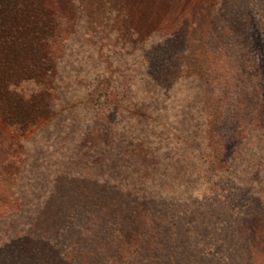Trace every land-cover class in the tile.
Wrapping results in <instances>:
<instances>
[{
    "label": "rangeland",
    "instance_id": "rangeland-1",
    "mask_svg": "<svg viewBox=\"0 0 264 264\" xmlns=\"http://www.w3.org/2000/svg\"><path fill=\"white\" fill-rule=\"evenodd\" d=\"M46 1L51 115L0 120V264H264V0Z\"/></svg>",
    "mask_w": 264,
    "mask_h": 264
},
{
    "label": "trees",
    "instance_id": "trees-1",
    "mask_svg": "<svg viewBox=\"0 0 264 264\" xmlns=\"http://www.w3.org/2000/svg\"><path fill=\"white\" fill-rule=\"evenodd\" d=\"M238 20L243 24L239 25ZM226 21L231 32L226 48L235 46L238 41L245 42L250 36V30L245 26L243 18L238 17V13H230ZM56 28L55 13L46 0H0V120L15 131H29L35 124L48 119L51 115L50 101L53 93L46 76L45 54L46 46L55 35ZM246 116L248 115L244 117ZM241 122H245V118H242ZM241 122L239 120L233 123L231 128L242 125L241 130H245L247 126L239 125ZM218 142L221 145L222 141ZM212 159H216L215 154H211L207 161ZM199 167L198 173L203 175L204 166ZM218 198L215 196L214 199L208 200L205 196L196 202L201 204L197 208H204L206 202L211 203L213 207L218 204ZM141 204L142 207L150 209L148 205L151 204L144 201ZM161 213L163 214V210ZM169 225L172 226L171 223ZM163 228L165 229L164 226ZM164 232L162 236L156 237V241L161 244L168 233ZM147 235L154 238L153 232ZM146 239V236H143L139 246H143ZM117 243L115 246H118ZM155 245H152L153 250H150L145 244L143 254L142 250H136L135 258L142 256L141 259L150 264L151 259L148 257L152 254L155 257L160 256Z\"/></svg>",
    "mask_w": 264,
    "mask_h": 264
}]
</instances>
